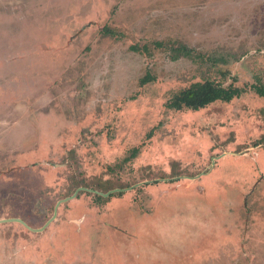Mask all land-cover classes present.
<instances>
[{
	"label": "rangeland",
	"instance_id": "374dc122",
	"mask_svg": "<svg viewBox=\"0 0 264 264\" xmlns=\"http://www.w3.org/2000/svg\"><path fill=\"white\" fill-rule=\"evenodd\" d=\"M252 85L264 0H0V264H264Z\"/></svg>",
	"mask_w": 264,
	"mask_h": 264
},
{
	"label": "trees",
	"instance_id": "16d2710c",
	"mask_svg": "<svg viewBox=\"0 0 264 264\" xmlns=\"http://www.w3.org/2000/svg\"><path fill=\"white\" fill-rule=\"evenodd\" d=\"M156 45L158 47L162 46L161 43H157ZM192 52V50L184 45L178 48H172V59L178 60L182 56H192ZM153 80L154 77L148 73L141 79L140 83L144 85ZM251 89L254 90L258 96L264 98V86L252 85ZM245 92L246 88H240L234 85L225 87L215 81L206 80L204 82L194 83L179 91L167 103V107L177 111L184 109L199 111L216 102H231L235 98H240ZM138 152V148H135L133 150V156H136ZM98 198L100 200L103 199L101 196H98Z\"/></svg>",
	"mask_w": 264,
	"mask_h": 264
},
{
	"label": "water",
	"instance_id": "95a60500",
	"mask_svg": "<svg viewBox=\"0 0 264 264\" xmlns=\"http://www.w3.org/2000/svg\"><path fill=\"white\" fill-rule=\"evenodd\" d=\"M105 196H107V195H109V194H104ZM55 215H56V212H55ZM12 221H14V222H20V223H22V224H24L25 226H27L22 220H20V219H6V220H0V223L1 222H12ZM29 228V227H28Z\"/></svg>",
	"mask_w": 264,
	"mask_h": 264
}]
</instances>
